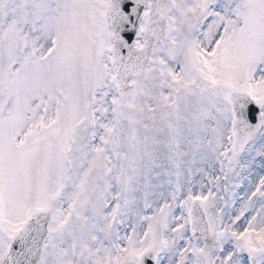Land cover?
Instances as JSON below:
<instances>
[{
	"label": "snow or ice",
	"instance_id": "snow-or-ice-1",
	"mask_svg": "<svg viewBox=\"0 0 264 264\" xmlns=\"http://www.w3.org/2000/svg\"><path fill=\"white\" fill-rule=\"evenodd\" d=\"M0 264H264V0H0Z\"/></svg>",
	"mask_w": 264,
	"mask_h": 264
}]
</instances>
